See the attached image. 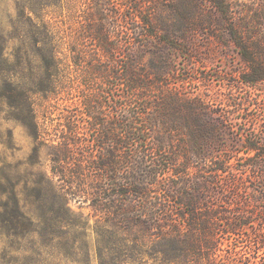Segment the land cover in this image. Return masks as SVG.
Wrapping results in <instances>:
<instances>
[{"label": "rangeland", "instance_id": "rangeland-1", "mask_svg": "<svg viewBox=\"0 0 264 264\" xmlns=\"http://www.w3.org/2000/svg\"><path fill=\"white\" fill-rule=\"evenodd\" d=\"M51 1L0 0V212L16 196L34 221L26 229L0 221V264H159L151 251L163 226L183 223L172 193L178 188L200 215L212 214L203 221L217 236L215 264H264V80L244 81L248 65L210 1L61 0L39 12V25L22 12L30 2L38 10ZM182 4L201 7L190 12L196 29H177L172 42L164 32L145 37L138 11L178 25ZM51 73L58 74L54 91L38 92ZM185 101L201 103L205 113ZM117 133L125 155L140 162L139 177L160 176L143 199L134 196L132 220L114 226L89 196L62 195L52 157L70 143L74 155L63 172L70 182L78 167L113 156Z\"/></svg>", "mask_w": 264, "mask_h": 264}, {"label": "trees", "instance_id": "trees-1", "mask_svg": "<svg viewBox=\"0 0 264 264\" xmlns=\"http://www.w3.org/2000/svg\"><path fill=\"white\" fill-rule=\"evenodd\" d=\"M209 1L212 11L220 18L230 41L236 45L239 53L248 65V71L243 75L244 81L257 82L264 80V0H251L250 3L244 4H241L237 0ZM60 2L61 0L51 1L38 10L36 9V5L30 2L28 5L25 4L22 12L27 15L28 20L39 25L43 22V17L39 12L41 13V10L52 6L56 7ZM192 8L200 10L201 7L192 5L189 8L186 4L177 7V14L181 17L178 25L164 23L159 18L143 19L139 11L136 15L143 21L144 26L142 27L149 28L145 37L156 39L164 32L166 40L172 42L174 39L173 35L177 29L183 31V33H187V31L198 27L190 13ZM256 28L259 31H254ZM46 31L51 34L48 28H46ZM95 39L100 42V39L97 37ZM48 44L52 48L49 59L52 65H54L57 60V53L54 40L51 37ZM51 60H54V62ZM131 75V89L133 93H136L140 91L141 85L138 83L136 74L132 72ZM57 76V73L49 74L47 78L48 85L42 87L38 92L52 93L57 83ZM180 103L182 102H174L173 104L174 106H180ZM184 103V106L194 110L197 115L205 113L203 105L199 102L185 101ZM206 118L208 119V117ZM118 126L121 129L125 128L127 133L133 132L134 136L139 131V129H133V127ZM201 132L205 136L207 130L202 129ZM103 136H98V141L100 140L101 142ZM114 140H116V146L113 156L109 157V154L104 153L96 161H92L89 168L78 167L76 173L79 174L70 182L66 181L68 177L66 178L63 173L64 169L66 170V165L70 164V162L72 163L71 160L74 155L70 143H63L59 150H55L52 161L55 168L57 166L60 168L58 171L59 175L55 172L54 178H57L59 183L58 189L63 196H71L78 199L83 198V196H89L93 199V205L97 206V209L102 212H105L109 219H114L112 221L114 226H119L120 220L123 217L132 220L131 216L138 210V200L143 199L152 186H157L158 182H152L151 180L152 178H159L160 174L148 171L146 179L140 178L139 172L141 167L138 165L140 162L132 160L130 155H125L126 152L123 150L127 147L125 140L121 139L119 133L116 134ZM146 142V139L138 138V147H144L143 143ZM103 144H106V142ZM161 144L163 147L168 145L164 142ZM162 146H157L156 151L158 149L161 150ZM168 146H171L170 143ZM153 163L155 167L158 166L155 161ZM189 167L190 164L188 163ZM181 187H190V185L186 182ZM73 188L75 189L72 191ZM112 191L115 192L112 193ZM172 193L176 204L185 210L183 213H180L183 223L180 222V226L176 227L173 224L163 226L162 232L165 230L166 232L160 237L158 242H154L152 245V254L154 257L155 255L160 257L161 262L159 264H215L213 257L219 248L217 236L210 222L203 221L212 216L211 212L208 211L206 214L200 215L198 212L202 209H199L194 200L189 198V194L186 191L178 188L173 190ZM134 196H138L139 199H135ZM0 221L5 227L15 229L31 228L34 224V221L22 210L16 196L12 199V205H5L4 211L0 212ZM182 225L183 229L178 231V228ZM246 225L247 223L243 226L235 225V228H231L232 231H228V229L227 231L234 233L241 229H246ZM154 226L149 225L148 228L150 230L159 229ZM185 232L189 233L183 237L182 234ZM204 236H208L209 240L205 239ZM133 258L135 257L131 258V263H134L135 259Z\"/></svg>", "mask_w": 264, "mask_h": 264}]
</instances>
